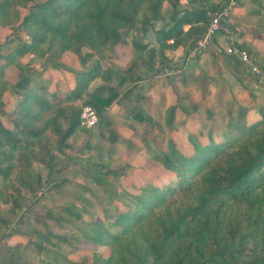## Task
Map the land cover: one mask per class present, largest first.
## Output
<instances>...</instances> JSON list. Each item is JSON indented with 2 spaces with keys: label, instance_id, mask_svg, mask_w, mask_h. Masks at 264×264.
Returning a JSON list of instances; mask_svg holds the SVG:
<instances>
[{
  "label": "trees",
  "instance_id": "1",
  "mask_svg": "<svg viewBox=\"0 0 264 264\" xmlns=\"http://www.w3.org/2000/svg\"><path fill=\"white\" fill-rule=\"evenodd\" d=\"M165 4L168 14L163 11ZM217 5L212 0H0L2 25L12 23L15 7L26 10L14 31L16 45L9 52H0V244L10 235H21L26 242L7 247L3 255L0 253V264H28L23 250L32 251L40 264H76L62 255V245L67 241L52 233L48 220L59 228L71 225L81 219L82 207L62 206L57 212L48 210L43 217L31 213L37 194L42 195L49 182L47 177L59 173L58 155L80 143L88 147L96 127L109 129V142L116 143L119 138L111 130L113 121L106 112L113 103L120 107L116 116L132 123L153 124L140 106L144 98L137 83L159 75L165 68L174 69L173 75L179 73L183 81L195 78L181 72L183 62L168 65L164 51L181 46L187 56L205 30L207 11ZM150 30L154 46L145 41ZM19 33L26 36V42ZM122 46L130 48L132 60L119 68L109 61L117 58L115 49ZM239 48L251 55L249 49ZM64 52H72L82 68L73 72L72 86L64 81H56L52 88L39 84L27 68L16 63L17 58L34 53L71 71L57 62ZM228 57L240 73L248 72ZM9 65H15L19 72L13 85L1 79ZM8 88L21 95L9 112L2 104V94ZM86 105L98 116V123L90 129L79 123L81 108ZM175 107L168 110L167 126L174 120ZM192 110H196L195 105ZM49 112L52 117L44 118ZM226 115L219 139L209 135L203 144L199 136L192 135L189 153L179 151L170 141L166 150L151 157L172 174L168 183L147 182L123 204L124 210H104L113 232L103 228L93 240L110 246L109 256L97 259L98 264H264V104L256 107L251 119L242 107L229 108ZM128 127L134 128L132 124ZM48 128L55 136L52 143L45 136ZM32 164L41 166L45 178L30 171ZM88 164L95 167L92 161ZM99 170L102 175L109 173L102 166ZM13 171L19 176L18 184L9 177ZM98 172L86 176L97 184L101 180ZM66 185L69 182L61 180L53 188ZM29 195L33 200L22 209L21 203ZM224 201L244 204L257 230L244 234L229 225L218 233L206 221L198 222L210 204H215L217 216ZM19 209L22 214L18 215ZM150 217L157 220L151 234L142 230ZM31 218L42 228L21 231L19 227ZM194 222L199 225L188 235Z\"/></svg>",
  "mask_w": 264,
  "mask_h": 264
},
{
  "label": "rangeland",
  "instance_id": "2",
  "mask_svg": "<svg viewBox=\"0 0 264 264\" xmlns=\"http://www.w3.org/2000/svg\"><path fill=\"white\" fill-rule=\"evenodd\" d=\"M25 11L24 7L17 6L11 12L12 23L10 25L0 23V52H9L16 45L17 34L14 31ZM163 11L164 14H168L167 4L164 5ZM263 24L264 21L259 20L258 25L262 29ZM18 36L22 42L27 41L24 34L19 33ZM230 36L232 32L227 37L218 39L219 43L214 42L212 54L208 53L207 48L197 57H187L185 66L194 74L198 72L194 75L195 78L183 81L181 75L177 73L172 76L159 75L160 78L157 76L153 81L137 83L141 84L138 92L142 93L144 98L140 106L152 119L153 124L132 123L130 119L116 116L120 107L113 103L106 112L113 121L110 128L119 138L116 143L109 142V129L96 127L91 132L88 147H83L84 143H80L72 151L66 150L64 155H58L56 168L59 173L47 177L49 182L45 185L42 195L37 194V199L31 205V213L33 216L43 217L48 210L57 212L62 206L70 205L76 209L82 207L81 219L71 225L59 228L48 220V227L52 233L65 237L67 241L62 245L61 253L68 261L76 264H98L97 259L104 260L109 256L108 244L93 241L103 233V228L113 232L109 227L111 221L106 220L104 210L113 207L124 210L123 204L128 203L132 195L139 193L140 188L147 182L159 185L168 183L173 178L164 167L151 160L153 155L166 150L168 142H173L179 151L189 153L192 135L199 136L203 144L208 142L209 135L215 140L219 139L229 108L242 107L251 119L255 115L256 107L264 104V70L258 75L257 80L248 72L240 73L224 51L225 47L230 45L228 41ZM256 39L260 45L252 57L260 68H264V33ZM145 41L149 44L154 42L152 30L147 33ZM120 53L122 57H128L127 63L132 60L130 48H122ZM171 56L174 61H169L170 65L177 63L181 58L174 57V53ZM54 61L40 58L34 53H27L16 59V63L27 68L31 77L39 84L52 88L56 81H64L72 86L75 83L73 72L82 69L77 57L72 52H64L58 61L56 60L71 71L55 66ZM109 62L111 63V60ZM106 66L107 63L104 62L103 67ZM18 77L16 66L9 65L3 69L1 79L13 85ZM161 85L163 91L152 90L155 86L160 88ZM20 98L21 95L13 92L11 88L6 89L2 94L4 110L12 111ZM179 100L182 102H178ZM192 105L196 106V110H192ZM171 106H176L174 120L167 126L166 120ZM52 115V112L46 113L44 118H51ZM131 124L134 128L128 127ZM45 136L49 137L50 143L54 142L55 136L49 128L45 131ZM88 161L94 162L95 167L89 166ZM99 166H102V169L105 167L109 173L102 175ZM95 170L101 175V180L97 184L86 176V173L93 175ZM30 171L39 172L45 178L46 173L41 170L39 164H32ZM9 177L14 183H19L16 172L10 173ZM61 180L69 182V185L54 189L53 186ZM49 186L51 188L45 190ZM31 200L32 196H26L21 203L22 209ZM22 209L16 210V213L22 214ZM214 210L215 204L207 206L198 222L206 221L209 227H216L218 233H223L229 225L244 234L250 230H257L256 226L250 223L248 219L250 211L244 204L224 201L217 216ZM197 225L199 223H193L188 235L193 233ZM27 227L42 228L32 218L19 228L22 231ZM156 227L157 220L150 217L142 230L151 234ZM254 240H257V237ZM25 242L26 239L21 235L6 236L0 244V253L3 255L7 247H16ZM22 252L28 264H40L39 258L32 251Z\"/></svg>",
  "mask_w": 264,
  "mask_h": 264
},
{
  "label": "crops",
  "instance_id": "3",
  "mask_svg": "<svg viewBox=\"0 0 264 264\" xmlns=\"http://www.w3.org/2000/svg\"><path fill=\"white\" fill-rule=\"evenodd\" d=\"M214 3H217L218 0H212ZM259 20L264 21V0H238L237 7L235 8L232 16V23H231V32L232 36L229 37L228 41L230 42V45L234 46H243L247 49H249L251 56L256 50L259 48L260 42L257 38V36H260L261 34L264 33V29L260 28L258 25ZM264 25V24H263ZM186 30L187 27H184ZM222 38V36H215L212 38L210 45L208 46V53L212 54L213 53V48L215 46L213 45L214 42L219 43L218 39ZM148 43V42H147ZM168 44H170L168 42ZM155 43H148V46H154ZM122 48L128 49V47L122 46V47H117L116 53H117V58L112 59L111 63L115 66H118L119 68H124L126 63H127V58L128 57H122L120 54V51ZM174 53V57L176 56H181V58L178 60L177 63L175 64H180L183 62L182 70L181 72H186L188 75H195L198 74L185 66V61L187 60V56H184V51L181 46H178L174 49L169 48L164 51V56L166 59V62L174 61L173 58H171V54ZM128 55V54H127ZM126 55V56H127ZM206 55L203 57L205 58ZM124 58H126L124 60ZM253 58V57H252ZM172 59V60H171ZM184 59V60H183ZM254 59V58H253ZM122 60V63L120 61ZM183 60V61H182ZM170 65V64H168ZM174 65V64H172ZM258 65V64H257ZM160 78L159 75H156L155 77L149 79V80H142L143 82H148V81H153L155 78ZM155 81V80H154ZM140 83V82H139ZM139 87H141V84H137V90L139 91ZM162 85L160 88L155 86L152 88V90L155 91H163ZM144 90V89H143ZM142 94V93H141ZM108 114V113H107Z\"/></svg>",
  "mask_w": 264,
  "mask_h": 264
},
{
  "label": "built area",
  "instance_id": "4",
  "mask_svg": "<svg viewBox=\"0 0 264 264\" xmlns=\"http://www.w3.org/2000/svg\"><path fill=\"white\" fill-rule=\"evenodd\" d=\"M238 0H218L217 7L207 11L208 22L204 32L201 34L195 45L190 49L188 58H194L202 54L215 36L227 37L231 33L232 16L237 7ZM171 44L172 41L170 40ZM225 54L240 62L250 74L260 75V68L247 50L234 45L225 47ZM176 71L165 68L159 75L171 76ZM80 126L90 129L98 123V116L92 107L82 106L79 114Z\"/></svg>",
  "mask_w": 264,
  "mask_h": 264
}]
</instances>
